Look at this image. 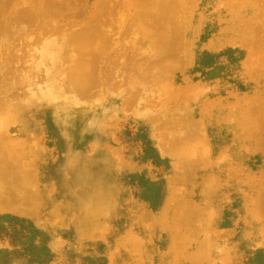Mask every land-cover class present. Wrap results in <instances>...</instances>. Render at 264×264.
Returning <instances> with one entry per match:
<instances>
[{"label":"rangeland","instance_id":"1","mask_svg":"<svg viewBox=\"0 0 264 264\" xmlns=\"http://www.w3.org/2000/svg\"><path fill=\"white\" fill-rule=\"evenodd\" d=\"M6 1L14 20L4 31L0 10V113L10 135L0 138V167L9 171L0 189V264H264V0H160L145 29L166 42L149 52L137 37L147 54L118 44L140 35L118 27L144 0H126L129 10L110 0L123 19L106 25L114 44L92 55L96 81L85 91L64 85L74 64L63 58L72 46L60 34L69 50L62 47L61 62L34 69L27 51L45 47L48 35L13 18L32 1ZM84 17L60 21L64 33L79 31ZM57 84L66 95L54 93ZM13 142L24 156L8 163ZM75 160L85 177L74 196L66 172Z\"/></svg>","mask_w":264,"mask_h":264},{"label":"bare ground","instance_id":"2","mask_svg":"<svg viewBox=\"0 0 264 264\" xmlns=\"http://www.w3.org/2000/svg\"><path fill=\"white\" fill-rule=\"evenodd\" d=\"M4 1V0H3ZM15 1H17V0H12V1H10V2H13V4L15 3ZM30 1H32V4H33V6H32V4H31V6L32 7H30L29 9H24L23 8V10H22V12H19L18 11V13H15V14H17V16L15 17V15H13L14 17L13 18H16V20H17V17H20V16H18V15H21V16H23V17H21L20 19V21H22V22H24V20L25 21H27L28 23H30V27H31V30H29V33H30V31H32V30H34V29H43L44 31H42L41 32V34H40V32H39V35L41 36V37H44L45 35H44V33L46 34V35H48V37L46 38V40H45V43L43 44V45H45V47L43 46L42 48H43V50H42V48H40L39 47V49H41L42 50V52H41V54L39 53L41 50H36V52H35V50H33L32 52H31V50L30 51H27V57L28 58H30V59H32L33 60V62L35 63L34 65L37 67V68H35L34 67V69L36 70V71H38L37 69H38V67L39 66H42V65H44L43 63H45L46 64V62L45 61H47V63H48V61L50 62V63H52V65L54 64H58V62H61L60 60L61 59H67V60H69L70 62H71V65L72 64H74V68L73 69H71V68H69L68 69V67H67V69H68V71H67V77L65 78L66 79V81L64 82V85H66L70 90L72 89V90H83V91H85V90H89V88H91V86H92V84L93 83H95L94 82V80L95 79H93V81H92V72H93V70L91 69L93 66L92 65H89V63L90 64H92V57L93 56H96L95 54H99L100 55V52H101V55H102V51H104L105 49H106V47H110V44H111V42H112V40H111V38L110 37H108V36H110L109 34H105V31L107 30L106 29V25H109V24H113V22L112 21H115L116 19H118L119 17L120 18H122L123 19V17L122 16H120V13H119V11L117 10V8L115 7V6H113V5H111L110 4V0H97V1H95V2H89V3H87V4H85V5H83V3L81 4L80 2H79V0H30ZM42 1H44V3L42 4L41 2ZM55 1H57V2H55ZM125 2L126 3H124L123 4V6H125V9H127V10H129L130 9V7H131V2H127L126 0H125ZM22 3V2H21ZM158 4V5H163V3H161L160 2V0H144V1H140L139 2V8H138V10L135 12V13H133L132 15H131V17H129V22H128V20H127V24L126 25H120L119 27H118V32H125V31H135V32H138V35L139 36H133L134 37V39H132L131 38V40H130V38H128L129 40H126V38H124V40H122V41H120L121 43H118L120 46L122 45V46H126L128 49H130L132 52V54L134 53V51L136 52V50L137 51H139L140 50V48L138 47V44H140V39L139 38H137V37H140L141 38V40L144 42V43H149L148 44V48L146 47V49L147 50H149V52L151 51L150 50V48H152V47H154V46H156L155 48H157V46L159 45L160 46V44H161V46L162 45H164L165 44V42H166V40H165V36L163 35H159L158 36V38L160 37V39H161V41H159V40H155V39H152L151 40V36L153 37V35H151V36H149L148 35V33L149 32H147L148 30H146L145 29V26H147L148 25V23L150 22L149 20H150V16L152 15L151 14V11L150 10H148L149 8H151V5H154V4ZM167 3H168V0H167ZM170 3V2H169ZM10 5V3L8 2L7 3V1L6 2H4V5H0L1 7H0V10L2 11V13L4 14L3 15V17H2V19H1V14H0V19L2 20V27H3V30L5 31V30H8L9 28H8V25L9 26H11L10 24H9V22L10 23H12V21L14 20H12V18H11V16L12 15H10V8H9V10H8V7H9V5ZM80 4L81 5H83L82 7H80ZM22 5V4H21ZM21 5L19 6L20 8H21ZM43 5V6H42ZM54 6L55 8H54V11H53V7H51V6ZM136 5V4H135ZM11 6H12V3H11ZM155 6L156 5H154V7H152V8H155ZM166 6H167V4H166ZM52 8V9H51ZM66 8H67V11H66ZM124 8V7H123ZM133 8V7H132ZM131 8V9H132ZM157 8V7H156ZM160 8L161 7H159L158 9H159V11H160ZM19 9V8H18ZM50 9V10H49ZM165 9H167V8H165ZM181 9V8H180ZM238 10V9H237ZM8 11H9V15H8ZM25 11L27 12V14L25 13ZM157 11V10H156ZM175 11V10H174ZM130 12V11H129ZM155 12V11H154ZM161 12V11H160ZM237 12H239V10L237 11ZM25 13V14H24ZM24 14V15H23ZM117 14H119V15H117ZM156 14H157V12H156ZM105 15H108V17H107V19L106 20H104L105 19ZM81 16H85L84 17V20H85V18H88V19H90L87 23H86V21L87 20H85V23L83 24L84 26L82 27V28H80V30L79 31H77L76 33H64L65 32V29H63L62 28V25L60 24V21H64V19L65 20H70L71 18H79V17H81ZM167 16V15H166ZM172 16V15H171ZM127 17V16H126ZM66 18H68V19H66ZM83 18V17H82ZM102 18H104V19H102ZM159 18V17H158ZM75 19H71L72 21H74ZM125 19V18H124ZM127 19V18H126ZM175 19V18H174ZM177 19V18H176ZM12 20V21H11ZM15 20V21H16ZM70 20V22H72ZM155 20V19H154ZM14 21V22H15ZM17 21H19V20H17ZM17 21L15 22V23H17ZM19 21V23H21ZM163 21H164V19H163ZM124 22V21H123ZM165 22V21H164ZM180 22H182V21H180ZM14 23V24H15ZM19 23H17V24H19ZM22 24H24V23H22ZM164 24V23H163ZM180 24V23H179ZM61 25V26H60ZM71 25V24H70ZM69 25V26H70ZM162 25V24H161ZM184 25V24H183ZM182 25V26H183ZM17 26V25H16ZM15 26V27H16ZM25 26V25H24ZM24 26L21 28V29H24ZM29 26L28 27H26V28H28L29 29ZM149 26H150V24H149ZM1 27V26H0ZM19 27V26H18ZM32 27H34V29H32ZM160 27V26H159ZM6 28V29H5ZM8 28V29H7ZM14 28V27H13ZM66 28V27H65ZM149 28V27H148ZM154 27H152V29H153ZM2 29V28H1ZM0 29V31H2ZM11 29V28H10ZM9 29V30H10ZM17 30H19V29H17ZM66 30H67V28H66ZM111 30V29H110ZM11 31V30H10ZM40 31V30H39ZM112 31V30H111ZM19 32H20V30H19ZM18 32V33H19ZM24 32H26V30L24 31ZM35 31H33V33H34ZM107 32V31H106ZM32 33V32H31ZM38 33V32H37ZM64 33V34H63ZM133 34H135L134 32H132ZM36 34V33H35ZM56 34V39L58 38L57 37V35H59L60 34V39H61V37L63 36L64 37V39L66 40V44L67 43H69V46L71 45L72 46V49H71V47H69L70 48V51L68 50V45H67V47H66V45H62V46H59L60 44H61V41H60V43L58 44V41L60 40V39H57V41H56V39H55V37H52V36H54ZM114 34V33H113ZM137 34V33H136ZM153 34H154V32H153ZM1 35V34H0ZM29 35V34H28ZM33 35V34H32ZM38 35V36H39ZM2 37L4 36V39H3V41H5V35H4V33H3V35H1ZM0 36V37H1ZM8 36V35H7ZM39 36V37H40ZM62 37V38H63ZM164 37V38H163ZM33 38V37H32ZM0 39H2V38H0ZM7 39H8V37H7ZM14 39H15V36H14ZM31 38H29V41L28 42H30V41H32L33 42V39L32 40H30ZM101 39V40H100ZM157 39V38H156ZM9 40V39H8ZM64 40V41H65ZM115 40V39H114ZM164 40V41H163ZM63 41V43H65ZM13 42H14V40H13ZM114 42V41H113ZM118 41L116 40V43H117ZM139 42V43H138ZM143 43V44H144ZM41 44V43H40ZM39 44V45H40ZM114 44V43H113ZM113 44H111V45H113ZM117 44V45H118ZM27 45H28V43H27ZM116 45V44H115ZM114 45V46H115ZM167 45V44H166ZM3 46V45H2ZM11 46V45H10ZM17 46H19V45H17ZM29 46V45H28ZM41 46H42V44H41ZM142 45H140V47H141ZM149 46H151V47H149ZM158 46V47H159ZM7 47H9V46H7ZM21 47H22V45H21ZM24 47V46H23ZM62 47H64V48H67V51H69V52H67V54L66 53H63V52H65L66 50H64ZM113 47V46H112ZM116 47H119V46H116ZM3 49V48H2ZM153 49V48H152ZM159 50H160V48H158ZM15 50V49H14ZM52 50H56L58 53H56V54H53L52 56L50 55V57H48L47 55H49V53L48 52H50V51H52ZM147 50H144L143 52H140V54L141 53H144V54H147V53H149V52H147L146 53V51ZM153 50H155V49H153ZM53 51V52H54ZM156 51V50H155ZM169 51V50H168ZM1 52H2V50H1ZM38 52V53H37ZM154 52V51H153ZM14 53V52H13ZM51 53V52H50ZM62 53L63 54H66V56L65 57H63L62 58ZM93 53V54H92ZM130 53V54H131ZM31 54V55H30ZM37 54H39V55H37ZM128 53H125V54H123L122 56H123V59L124 60H122V61H120V64H121V62H123V61H125L127 58H128V56L129 55H127ZM143 54V55H144ZM154 54V53H153ZM155 54H156V52H155ZM155 54H154V56H155ZM158 54V53H157ZM164 54V53H163ZM17 55H19L18 53H17ZM93 55V56H92ZM16 55H14V57H15ZM121 56V55H120ZM134 56V55H133ZM10 57V56H9ZM98 57V56H97ZM132 57V56H131ZM148 57V56H147ZM120 58H122V57H120ZM0 59H3V58H0ZM13 59H15V58H13ZM66 60V61H67ZM30 61V60H29ZM0 62H1V60H0ZM3 62V61H2ZM2 62L0 63V64H2ZM124 63V62H123ZM123 63H122V65H123ZM177 63V62H176ZM29 64V63H28ZM114 64L115 65H119L120 66V64H119V62L117 61V62H114ZM32 65V64H31ZM47 65V64H46ZM54 65L52 66V67H54ZM93 65H94V63H93ZM126 65V64H125ZM133 65V64H132ZM111 66H113V65H111ZM118 66V67H119ZM124 66V65H123ZM0 67H3V65H1ZM134 67H135V65H134ZM176 67H178V66H176ZM61 68H64V67H60V70H62ZM113 67H111V69H112ZM116 68V67H115ZM31 69V68H30ZM65 69V68H64ZM66 69V70H67ZM118 70L119 69H116V71L118 72ZM3 71V70H2ZM23 71V70H22ZM35 71V72H36ZM116 71L114 70V76L115 77H117L116 75H118V74H116ZM163 71H164V69H163ZM53 72V71H52ZM64 72H66V71H64ZM111 72H113L112 70H111ZM110 72V73H111ZM120 72V71H119ZM109 73V72H108ZM159 73V72H158ZM165 73V72H164ZM25 74V73H24ZM35 74V73H34ZM60 75L61 74H63V72L61 71V73H59ZM166 74V73H165ZM65 75V74H64ZM91 75V76H90ZM109 75V76H108ZM107 76L108 77H110L111 75L110 74H108ZM162 75V74H161ZM160 75V76H161ZM58 76V75H57ZM113 76V77H114ZM124 76V75H123ZM156 76V75H155ZM157 76H158V74H157ZM166 76V75H165ZM165 76H163V77H165ZM114 77V78H115ZM162 77V78H163ZM30 78H32V79H30L29 80V76L28 77H26V83L25 84H27V86L28 87H30L29 85H31V87H32V84H34L35 82H37L36 80H35V78L36 77H34L33 75H32V77L30 76ZM62 78H63V76H62ZM158 78V77H157ZM2 79V78H1ZM36 79H38V78H36ZM108 79V78H107ZM159 79V78H158ZM29 80V82H30V84L27 82ZM160 80V79H159ZM163 80H165V79H163ZM31 81H33V82H31ZM58 81H59V79H58ZM96 81V80H95ZM114 81V80H113ZM25 82V81H24ZM107 82V81H106ZM157 82V81H156ZM169 82V81H168ZM32 83V84H31ZM53 83V82H52ZM60 83V82H59ZM62 83V82H61ZM114 83V82H113ZM139 83V82H138ZM24 84V85H25ZM54 84H56V81L54 82ZM99 84V83H98ZM114 84H116V83H114ZM160 84H162V82L160 81ZM160 84H158V85H160ZM36 85L37 84H35L34 86H35V88H36ZM58 86H59V84H57ZM63 85V84H62ZM62 85H60L59 86V88H58V91L57 90H55V89H57V88H55L54 90H55V92L54 93H59V95H61L60 93H63V95L65 94L66 95V93H65V91L62 89V88H64L65 89V87H62ZM93 85H95V84H93ZM110 85V84H109ZM157 85V84H156ZM163 85H165V83H164V81H163ZM170 85V84H169ZM56 86V85H55ZM98 86V85H97ZM101 86V85H100ZM111 86H112V84H111ZM137 86V85H136ZM162 86V85H161ZM166 86V85H165ZM164 86V87H165ZM30 87V90L32 89ZM116 87V86H115ZM147 87V86H146ZM163 87V86H162ZM24 88V87H23ZM48 88V87H47ZM108 88H109V86H108ZM117 88V87H116ZM136 88V87H135ZM140 88H141V86H140ZM142 88H144L143 86H142ZM159 88H160V86H159ZM165 88H167V87H165ZM14 89V88H13ZM27 89V88H26ZM60 89H62V91L60 92ZM112 89H114L113 88V86H112ZM111 89V90H112ZM47 90V89H46ZM49 90V89H48ZM52 90V89H51ZM117 89H114L113 91H116ZM133 90V89H132ZM143 90H145V88L143 89ZM17 91V90H16ZM19 91H21V90H19ZM38 91H39V89H38ZM118 91V90H117ZM149 93H148V95L150 94V92H151V90H147ZM166 91V90H165ZM165 91H163V92H165ZM51 92H53V91H51ZM93 92V91H92ZM38 93V92H37ZM75 93V92H74ZM77 93V92H76ZM75 93V94H76ZM94 93V92H93ZM145 93V92H144ZM152 94L154 93V91L153 92H151ZM155 93H156V91H155ZM161 93V92H160ZM73 94V93H72ZM71 94V95H72ZM74 94V95H75ZM99 94H101V93H99ZM98 94V95H99ZM104 94V93H103ZM106 94H108V93H106ZM112 94V93H111ZM135 94V93H134ZM133 94V95H134ZM138 94V93H137ZM62 95V96H63ZM139 95V94H138ZM147 95V94H146ZM158 95V94H157ZM161 95V94H160ZM78 96V95H77ZM108 96V95H107ZM56 97V96H55ZM59 97V96H58ZM69 97V96H68ZM67 97V98H68ZM83 96H81V98H82ZM95 97V96H94ZM143 97V96H142ZM162 97V96H161ZM64 98H66V96H64ZM66 98V99H67ZM79 98V97H78ZM80 98V99H81ZM65 99V100H66ZM71 99V98H70ZM142 99V98H141ZM103 100V99H102ZM135 100V99H134ZM137 100V99H136ZM135 100V101H136ZM80 101V100H79ZM132 101V100H131ZM133 103V102H132ZM51 104V103H50ZM49 104V105H50ZM88 104V103H87ZM139 104V103H138ZM137 108V107H136ZM139 108V107H138ZM9 110H10V108H8ZM165 110V109H164ZM139 112V111H138ZM1 113H4V114H7V112H1ZM0 113V132H4V133H0V138H3L2 140L4 141V142H9L8 140L9 139H7V140H4V137H8L9 138V136L10 135H8L7 136V132H9L8 131V125H7V123L8 122H6L5 121V119H2V117H1V115H4V114H1ZM149 115V114H148ZM4 117V116H3ZM5 118V117H4ZM242 121V120H241ZM183 124V123H182ZM181 126V125H180ZM192 138V137H191ZM173 139V138H172ZM3 141H0V143L1 142H3ZM10 142H12V141H10ZM9 144H11L10 145V147H11V150L12 151H10L9 150V152H4V154H8V155H6L7 157H4V154H3V157L6 159V158H8V157H10L12 160L11 161H9L10 160V158L9 159H6V160H8L9 162L8 163H10V162H15V161H21L20 159H22L23 158V154L22 153H20V152H17L14 148H15V145H14V148L12 147L13 145L12 144H14V142L13 143H9ZM20 144V143H19ZM19 144H17V145H19ZM100 144V143H99ZM20 146V145H19ZM100 147V146H99ZM67 153V152H66ZM1 154V153H0ZM74 154H76V153H74ZM1 156H2V154H1ZM2 157V158H3ZM4 159V160H5ZM3 161V162H7V161ZM14 160V161H13ZM68 160V159H67ZM71 160V159H70ZM1 161V160H0ZM76 161V160H75ZM2 163V162H1ZM0 163V164H1ZM7 163V164H8ZM71 163V162H70ZM3 164V163H2ZM1 164V165H2ZM5 165V164H4ZM12 165V164H11ZM15 165V164H14ZM21 166V165H20ZM19 166V167H20ZM68 166V165H67ZM23 167V166H22ZM21 167V168H22ZM69 167V166H68ZM94 170V169H93ZM7 169L3 166L2 168L0 167V189H2V188H4V181H3V177L6 175V176H8V173H9V171H8V173H7ZM12 171V170H11ZM10 171V172H11ZM29 171V170H28ZM84 166L82 165V163H80V162H78V160L75 162V164L71 167V168H68V170H67V172H66V176L70 179V181H71V183L69 184V186L68 187H73L72 188V194L75 196L76 195V193L75 192H79L80 190V188L82 189V186H83V184L80 182V179H83L84 177H85V175H84ZM12 172H14V171H12ZM11 172V173H12ZM17 172H18V174H21L22 173V170L20 169V168H18V170H17ZM10 173V174H11ZM63 173V172H62ZM14 174V173H13ZM13 174H12V176H13ZM59 174H61V172L59 173ZM3 176V177H2ZM5 176V177H6ZM61 176H62V174H61ZM14 177H15V175H14ZM18 177V176H17ZM1 178H2V180H1ZM9 178V177H8ZM6 179V178H5ZM10 179V178H9ZM12 179H14V178H12ZM6 181V180H5ZM9 181H11V180H8V181H6V182H9ZM12 181H14V180H12ZM18 181H19V179H18ZM18 181H15L16 183L15 184H18L17 182ZM5 182V183H6ZM23 182H25V181H23ZM13 183V186L15 185L14 184V182H12ZM20 183V182H19ZM60 183V182H59ZM5 185H8V183H6ZM10 185H12V184H10ZM23 186V185H22ZM10 187V186H9ZM17 187V186H16ZM68 187H66V188H68ZM6 189V188H5ZM7 190V189H6ZM21 190V189H20ZM63 190V189H62ZM69 190V189H68ZM17 192V191H16ZM15 192V193H16ZM20 192V191H19ZM61 192V191H60ZM67 192V191H66ZM6 193V192H5ZM18 193V192H17ZM20 193H23V189H22V192H20ZM19 193V194H20ZM30 193V192H29ZM24 194H26V193H24ZM35 194V193H34ZM86 195V194H85ZM19 196V195H18ZM26 196H28V195H26ZM67 196V195H66ZM82 196V195H81ZM87 196V195H86ZM100 196V195H99ZM70 197V196H69ZM91 197H92V195H91ZM9 198V197H8ZM20 198V197H19ZM100 198V197H99ZM22 199V198H21ZM27 199H28V197H27ZM112 199V198H111ZM9 200V199H8ZM13 200V199H12ZM29 200V199H28ZM68 200V199H67ZM73 200H76L77 201V199H73ZM86 200L87 199H85V203H87L86 202ZM89 200H90V198H89ZM100 200V199H99ZM106 200V199H105ZM110 200V199H109ZM26 201V200H25ZM23 201V204H25L26 202H29V201ZM38 201V200H37ZM36 201V202H37ZM80 201V200H79ZM88 201V200H87ZM102 201H103V198H102ZM107 201V200H106ZM60 202V201H59ZM90 202H92V201H90ZM89 202V203H90ZM109 202V201H108ZM107 202V203H108ZM22 203V202H21ZM31 203V202H30ZM32 203H33V201H32ZM31 203V204H32ZM85 203H83V204H85ZM34 204H35V202H34ZM75 204V203H74ZM26 205V204H25ZM35 205H38V203L37 204H35ZM65 205V204H64ZM86 205V204H85ZM105 205H106V203H105ZM108 205V204H107ZM19 206V205H18ZM33 206V205H32ZM52 206V205H51ZM73 206V205H72ZM11 208H12V206H10ZM28 207H29V205H28ZM36 207V206H35ZM14 208V207H13ZM12 208V210H14ZM27 208V207H26ZM33 208V207H32ZM37 208H39V207H37ZM16 209V211H17V208H15ZM20 208H18V210H19ZM89 210H91L92 208H91V206H89V208H88ZM99 210H101V207H99L98 208ZM26 210V209H25ZM30 210V209H29ZM33 210V209H32ZM62 210V209H61ZM15 211V212H16ZM23 211V210H22ZM102 211H103V209H102ZM27 212H28V210H27ZM32 213V212H31ZM30 212H29V214L30 215H32ZM35 213V212H34ZM179 213V212H178ZM177 213V214H178ZM28 214V213H27ZM26 214V215H27ZM23 215V214H22ZM60 215H61V213H60ZM55 217V216H54ZM52 218V217H51ZM64 218V217H63ZM191 218V217H190ZM208 218V217H207ZM56 219V218H55ZM62 219V218H61ZM132 219V218H131ZM77 220V219H76ZM86 220V219H85ZM61 221V220H60ZM58 222V221H57ZM180 223V222H179ZM189 224V223H188ZM79 226V225H78ZM82 226V225H81ZM155 226V225H154ZM86 227H88L87 225H86ZM91 227V226H90ZM82 228V227H81ZM84 229V228H83ZM132 229V228H131ZM254 229V228H253ZM81 233V232H80ZM88 234V233H87ZM139 234V233H138ZM179 234V233H178ZM258 234V233H257ZM127 235H128V233H127ZM131 235V234H130ZM133 235V234H132ZM135 235V234H134ZM176 238V237H175ZM52 239V238H51ZM135 239V238H134ZM56 240V239H55ZM138 240H139V238H138ZM173 240V239H172ZM178 240V239H177ZM184 240V239H183ZM128 242H131V241H133L134 242V240L131 238V237H128V240H127ZM169 241V240H168ZM54 242V241H53ZM127 242V243H128ZM138 242V241H137ZM185 242V241H184ZM183 242V243H184ZM140 243V242H139ZM129 244V243H128ZM131 244V243H130ZM136 245V244H135ZM196 245V244H195ZM184 246H185V244H184ZM200 246V245H199ZM136 247V246H135ZM139 246L137 245V248H138ZM196 248V247H195ZM186 251V250H185ZM197 252V251H196ZM138 254V253H137ZM140 254V253H139ZM201 255V254H200ZM190 256V255H189ZM183 259V258H182ZM185 259V258H184ZM124 261V260H123ZM128 263V262H127ZM127 263H124V264H127ZM135 263V262H134ZM195 263V262H194ZM122 264V263H121Z\"/></svg>","mask_w":264,"mask_h":264}]
</instances>
